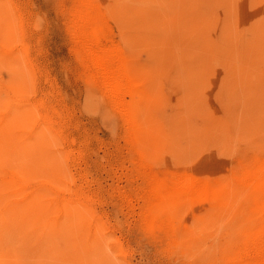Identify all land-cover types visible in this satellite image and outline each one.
<instances>
[{"label":"rangeland","instance_id":"obj_1","mask_svg":"<svg viewBox=\"0 0 264 264\" xmlns=\"http://www.w3.org/2000/svg\"><path fill=\"white\" fill-rule=\"evenodd\" d=\"M0 51V264H264V0H0Z\"/></svg>","mask_w":264,"mask_h":264},{"label":"bare ground","instance_id":"obj_2","mask_svg":"<svg viewBox=\"0 0 264 264\" xmlns=\"http://www.w3.org/2000/svg\"><path fill=\"white\" fill-rule=\"evenodd\" d=\"M93 24V23H92ZM95 26V25H94ZM91 28V27H90ZM97 28V27H96ZM96 28H93L92 27V29H93V31H95L96 30ZM90 31H91V29H90ZM93 33V32H92ZM96 34V33H95ZM90 35V34H89ZM93 35H94V33H93ZM91 37H92V35H90ZM89 36V37H90ZM88 37V38H89ZM94 37H96L95 35H94ZM98 38V37H97ZM96 38V39H97ZM94 40V39H93ZM96 41V40H95ZM2 44V43H1ZM93 44V43H92ZM99 45H96V47H98ZM4 50H5V48H3ZM7 49H8V47H7ZM96 49V48H95ZM0 52H3V51H0ZM8 52V51H7ZM91 54H92V56L91 57H93V60H94V62L96 63V65H97V67H99L100 69L99 70H101V75H102V80H104V82L106 83V85H107V88L106 89H108V91L110 92L109 94H110V96L112 97V99H114L116 102H117V104H123V102H124V83H123V81H124V76L120 73V72H118V70L116 71L114 68H112V66L110 65V64H108V63H106V62H108V61H105L104 59L105 58H107V57H105V58H103L102 57V55L97 51V50H92L91 52H90ZM1 55H4V54H1ZM5 56V55H4ZM13 57V56H12ZM4 58H8V57H4ZM11 59V58H10ZM13 60V59H12ZM110 63V62H109ZM95 65V66H96ZM97 69V68H96ZM96 75H100V72H99V74H96ZM95 77V76H94ZM100 77V76H99ZM127 80V79H126ZM131 80V79H130ZM101 81V80H100ZM132 81V80H131ZM131 81H128V82H131ZM126 83H127V81H126ZM132 83V82H131ZM99 84H101V82L99 83ZM132 85V84H131ZM133 86V85H132ZM127 87V86H126ZM125 87V88H126ZM129 87H131L130 86V84H129V86L127 87V88H129ZM126 88V90L125 91H129V89H127ZM133 88H134V86H133ZM133 93V92H132ZM131 93V94H132ZM126 94H128V93H126ZM126 97V96H125ZM127 104V103H126ZM129 104V103H128ZM119 106V105H118ZM125 107H127L128 105H124ZM126 109V108H125ZM124 109V110H125ZM132 125H134V124H132ZM261 157V156H260ZM259 157V158H260ZM263 157V156H262ZM253 158V157H252ZM257 158H258V156H257ZM264 158V157H263ZM257 160V159H256ZM244 160H242V162H243ZM245 161H247V160H245ZM249 161H251V160H249ZM247 163V162H246ZM260 165V164H259ZM246 167V166H245ZM249 167V166H248ZM242 168V167H241ZM255 170V169H254ZM245 171V170H244ZM262 172V171H261ZM194 173V172H193ZM196 173V172H195ZM181 174V173H180ZM241 174V173H240ZM183 175V174H182ZM185 175V174H184ZM183 175V176H184ZM187 175V174H186ZM254 175V174H253ZM173 176V175H172ZM175 176V175H174ZM178 176V175H177ZM177 176H175V177H177ZM181 176V175H180ZM182 176V177H183ZM198 175H196V177H197ZM205 176V175H204ZM259 176V175H258ZM187 177H189L188 175H187ZM207 177V176H206ZM197 178H199V177H197ZM201 178V177H200ZM258 178V177H257ZM262 178V177H261ZM191 179V178H190ZM253 179V178H252ZM252 179H250V180H252ZM159 180H161V179H159ZM163 180V179H162ZM165 180V179H164ZM164 180H163V183H164ZM169 180V179H168ZM175 180V179H174ZM177 180H179V178L177 179ZM189 180V179H188ZM199 180V179H198ZM203 179L201 178V180L200 181H202ZM221 180V179H220ZM249 180V179H248ZM171 181H173V180H171ZM182 181H184V180H182ZM181 180L179 181V182H182ZM193 181V180H192ZM204 181V180H203ZM205 181H206V178H205ZM212 181L214 182L215 181V179L213 180L212 179ZM222 181V180H221ZM234 181V180H233ZM254 181H255V179H254ZM199 182V181H198ZM216 182V181H215ZM235 182V181H234ZM243 182V181H242ZM246 182V181H245ZM244 182V183H245ZM248 182H250V181H248ZM172 183V182H171ZM175 183V182H174ZM177 183V182H176ZM205 183H207V182H205ZM217 183V182H216ZM222 183V182H221ZM232 183V182H231ZM155 184V183H154ZM220 184V183H219ZM157 185V184H156ZM194 185V187H196V189L195 190H197L198 188H197V185L196 184H193ZM205 185V184H204ZM213 185V184H212ZM217 185V184H216ZM262 185H263V183H262ZM159 186V185H158ZM188 186V185H187ZM214 186V185H213ZM222 186V185H221ZM248 186V185H247ZM173 187H176V184L173 186ZM215 187V186H214ZM218 187V186H217ZM225 187V186H224ZM243 187H244V185H243ZM167 188H169V186L167 187ZM181 188H183L182 186H181ZM208 188V187H207ZM264 188V187H263ZM172 189H174V188H171V190ZM176 189V188H175ZM178 189V188H177ZM185 189V188H184ZM187 189V188H186ZM191 189V188H190ZM203 189V188H202ZM219 189V188H218ZM217 189V190H218ZM260 189H261V186H260ZM259 189V190H260ZM170 190V189H169ZM170 190V191H171ZM179 190V189H178ZM209 190V189H208ZM212 190V189H211ZM249 190V189H248ZM263 190V189H262ZM180 191H181V189H180ZM185 192H187L186 190H184ZM210 191V190H209ZM227 190L225 189V192H226ZM178 192V191H177ZM182 192V191H181ZM197 192V191H196ZM195 192V193H196ZM217 192H219V191H217ZM165 193V192H164ZM163 193V194H164ZM175 193V192H174ZM189 193L190 192H188V195H189ZM192 193V192H191ZM190 193V194H191ZM199 193V192H198ZM197 193V194H198ZM206 193H207V190H206ZM224 193V192H223ZM171 194V193H170ZM182 194V193H181ZM187 194V193H186ZM194 194V193H193ZM227 195H228V193H226ZM155 195V194H154ZM165 195V194H164ZM168 195V194H167ZM185 194L183 193V196L182 197H187V196H184ZM196 195V194H195ZM204 195V194H203ZM219 195V194H218ZM222 195H224V194H222ZM230 195V194H229ZM250 195V194H249ZM254 195H257V194H254ZM253 195V196H254ZM159 196V195H158ZM161 196V195H160ZM190 196V195H189ZM193 197H194V195H192ZM206 196V195H205ZM264 196V195H263ZM155 197H157V195L155 196ZM162 197V196H161ZM181 197V198H182ZM216 197V196H215ZM223 197V196H222ZM190 198H192V197H190ZM196 198V197H195ZM198 198V197H197ZM212 198V197H211ZM261 198H262V196H261ZM261 198H259V199H261ZM157 199H159V198H157ZM178 199V197L176 198V200ZM180 199V198H179ZM186 199V198H185ZM255 199V198H254ZM253 199V200H254ZM25 200V199H24ZM172 200V199H171ZM183 200V199H182ZM197 200V199H196ZM204 200V199H203ZM252 200V201H253ZM34 201V200H33ZM178 201V200H177ZM176 201V202H177ZM205 201V200H204ZM215 201H216V199H215ZM217 201H218V199H217ZM249 201V200H248ZM258 201V200H257ZM254 202V201H253ZM256 202V201H255ZM34 204V206H32V208H34V209H32V210H35V208L37 207L36 206V204H35V202H33ZM160 203V202H159ZM251 203V202H250ZM222 204V203H221ZM38 205V204H37ZM203 205V204H202ZM207 205V204H206ZM223 205V204H222ZM253 205V204H252ZM254 205H255V203H254ZM30 206V205H29ZM36 206V207H35ZM248 206V205H247ZM259 206H260V204H259ZM16 207V206H15ZM210 207H212V206H209V208ZM218 207V206H217ZM14 208V207H13ZM258 208H260V207H258ZM16 209V208H15ZM30 209V208H29ZM28 209V210H29ZM248 211V210H247ZM29 212H31L30 210H29ZM34 212V211H33ZM246 213H248V212H246ZM253 213V212H252ZM27 214V213H26ZM258 214V213H257ZM262 214H263V211H262ZM261 214V215H262ZM246 215V214H245ZM243 216V215H242ZM258 216H259V214H258ZM263 216H264V214H263ZM262 216V217H263ZM153 217V216H152ZM249 217H250V215H249ZM254 217V216H253ZM252 217V218H253ZM256 217H257V215H256ZM148 218V219H147ZM242 218V217H241ZM243 218H245V216L243 217ZM259 218V217H258ZM264 218V217H263ZM146 219L147 220H149V215H148V217H146ZM257 218H255V220H256ZM156 220V219H155ZM254 220V221H255ZM161 221V220H160ZM159 221V222H160ZM170 221V220H169ZM168 221V222H169ZM175 221V220H174ZM245 221V220H244ZM249 222H253V221H250V220H248ZM150 222V221H149ZM246 222V221H245ZM148 223V222H147ZM154 223V222H153ZM160 223H162V222H160ZM170 223V222H169ZM172 223H174V222H172ZM2 225V224H1ZM243 225V224H242ZM248 225H250V224H248ZM252 225V224H251ZM250 225V226H251ZM258 225V224H257ZM262 225V224H261ZM249 226V227H250ZM259 226V225H258ZM263 226V225H262ZM254 228H255V226H253ZM5 228V227H4ZM252 229V228H251ZM8 230V229H7ZM249 230V229H248ZM253 230V229H252ZM255 234H257V233H255ZM251 235V234H250ZM261 234H259V237L262 239L263 237L262 236H260ZM255 236V235H254ZM249 238H251L250 236H249ZM14 239V238H13ZM250 240H252V239H250ZM256 240V239H255ZM263 240H264V238H263ZM254 241V240H253ZM260 241V240H259ZM259 241H257V242H259ZM256 242V243H257ZM260 242H262V240L260 241ZM251 243H253V242H251ZM263 243V242H262ZM264 244V243H263ZM257 245V244H256ZM261 245V244H260ZM259 245V246H260ZM43 246V245H42ZM248 246L250 247L251 245H249L248 244ZM258 246V245H257ZM248 247V248H249ZM262 247V246H261ZM245 248V247H244ZM243 248V249H244ZM42 249V248H41ZM250 249V248H249ZM255 249V248H254ZM257 249V248H256ZM246 250H247V248H246ZM245 250V251H246ZM262 250H264V249H262ZM243 251V250H242ZM244 252V251H243ZM251 252H252V250H251ZM257 252V251H256ZM246 253V252H245ZM250 253V252H249ZM241 254H242V252H241ZM258 254H260V253H258L257 252V255ZM247 255H248V253H247ZM257 255H255V256H257ZM254 256V257H255ZM11 257V256H10ZM244 257V256H243ZM258 257H260L259 255H258ZM257 257V258H258ZM256 258V259H257ZM262 258H264V256H262ZM252 260V259H251ZM255 260V259H254ZM256 264H257V262H256Z\"/></svg>","mask_w":264,"mask_h":264}]
</instances>
